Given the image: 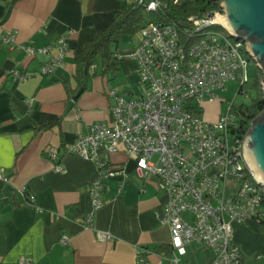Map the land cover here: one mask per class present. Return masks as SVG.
<instances>
[{"label":"crops","instance_id":"crops-1","mask_svg":"<svg viewBox=\"0 0 264 264\" xmlns=\"http://www.w3.org/2000/svg\"><path fill=\"white\" fill-rule=\"evenodd\" d=\"M124 3L0 0V174L6 179L0 180V264H14L21 257L34 264H135L138 249L152 262L166 254L158 250L168 247L169 230L156 218L166 198L155 178L140 179L124 154L112 155L111 165L125 174L121 193L116 181L104 185V203L93 216L92 229H87L86 192L97 169L65 149L92 126L109 122L111 90L126 99L140 93L137 64L130 58L139 38L134 42L119 36L118 71L101 75L99 64L91 66L90 75H95L74 99L80 90L75 55L111 23ZM10 35L14 41L5 44ZM63 36L68 47L64 66L44 77L41 67L48 57L29 58L20 47L42 48ZM55 54L52 50L50 57ZM16 73L25 79L16 80ZM218 103L207 104L214 114L211 122L221 109ZM49 150L56 152L55 159L47 156ZM233 227L234 241L244 254L264 255V231L256 220ZM103 235L110 238L104 240ZM62 236L69 238L68 246L60 242ZM193 252L208 263L210 256L203 247L189 245L181 264H189L187 256Z\"/></svg>","mask_w":264,"mask_h":264},{"label":"built area","instance_id":"built-area-1","mask_svg":"<svg viewBox=\"0 0 264 264\" xmlns=\"http://www.w3.org/2000/svg\"><path fill=\"white\" fill-rule=\"evenodd\" d=\"M170 1L178 2L126 0L145 13H156ZM209 1L218 9L191 16L177 26L150 22L137 33L139 42L130 58L137 64L139 95L126 99L111 90L109 122L92 126L65 147L68 154L92 162L97 169L86 192L90 209L83 225L87 229H92L93 216L104 203V185L116 181L121 193L125 174L111 165L112 155L124 154L140 179L155 178L166 198L156 218L169 230L170 253L152 262L148 253L138 249L135 264H181L189 245L209 253L207 264H242L233 226L264 219V193L241 147L251 122L242 123L244 104L234 105L221 97L228 92V83L235 82V97L249 98L250 57L241 38L231 37L215 18L216 13L223 15L222 0ZM13 41V35L3 40L5 44ZM20 48L29 58L48 57L41 67L44 77L63 68L68 49L65 36L42 48ZM52 50L56 54L50 57ZM14 78L22 81L25 76L16 73ZM216 102L221 103L217 119L205 120L204 106ZM47 156L55 159L56 152L49 150ZM56 171L61 168L57 166ZM0 180L6 179L0 174ZM60 242L70 244L67 236ZM14 264L34 262L21 257Z\"/></svg>","mask_w":264,"mask_h":264},{"label":"trees","instance_id":"trees-1","mask_svg":"<svg viewBox=\"0 0 264 264\" xmlns=\"http://www.w3.org/2000/svg\"><path fill=\"white\" fill-rule=\"evenodd\" d=\"M15 1L17 0H13V2ZM217 9L218 5L211 3L209 0H178L177 3L170 1L166 8L156 13H145L135 4L125 2L115 13L111 23L102 31L96 33L83 51L75 55V81L77 89H85L90 76L95 75H90L89 71L93 65H100L102 69L101 75L108 73L115 74L118 71L120 61L118 58L116 37L127 36L132 38L150 22L174 23L176 26L181 25L180 22L186 21L191 16ZM250 60L248 58L249 62ZM262 79V71L255 67L254 78L252 81H249L247 86V90H252L255 96L249 107L244 106V120L242 121L244 124L253 122L264 112V100L261 87ZM64 84L67 85L66 82ZM70 95L72 96L74 94ZM259 225L264 231V219L259 222ZM158 251H164L166 255L170 253L169 246L160 248Z\"/></svg>","mask_w":264,"mask_h":264},{"label":"water","instance_id":"water-1","mask_svg":"<svg viewBox=\"0 0 264 264\" xmlns=\"http://www.w3.org/2000/svg\"><path fill=\"white\" fill-rule=\"evenodd\" d=\"M222 16L217 21L235 39L244 42V52L263 73L261 87L264 100V0H222ZM83 90L80 89L74 99ZM243 158L264 193V112L250 123L241 142Z\"/></svg>","mask_w":264,"mask_h":264},{"label":"rangeland","instance_id":"rangeland-1","mask_svg":"<svg viewBox=\"0 0 264 264\" xmlns=\"http://www.w3.org/2000/svg\"><path fill=\"white\" fill-rule=\"evenodd\" d=\"M126 2V0H124ZM133 41H137L138 35H135L132 37ZM255 63L250 60L248 68H247V73L249 80L252 81L254 78V73H255ZM229 90L225 94H223L221 97L222 99L226 101H234V105H239V104H244L245 106L249 107L254 99L255 94L253 93L252 90L249 91V98L245 100L242 96L235 97L236 90H237V84L235 82H229L228 83ZM235 97V98H234ZM234 98V99H233ZM219 104V103H218ZM225 104L222 105V108H224ZM220 108V107H219ZM220 112V109L216 112V115H218ZM214 117L213 112L211 108L206 104L204 106V111H203V118L207 121H209V116ZM216 119V118H215ZM260 190L262 188L259 186ZM240 250L241 256H243L245 263L244 264H264V255L259 253L258 251H254L253 254H244V252ZM188 261L189 264H203V258H201L197 253H189L188 254Z\"/></svg>","mask_w":264,"mask_h":264},{"label":"bare ground","instance_id":"bare-ground-1","mask_svg":"<svg viewBox=\"0 0 264 264\" xmlns=\"http://www.w3.org/2000/svg\"><path fill=\"white\" fill-rule=\"evenodd\" d=\"M252 175H254L253 171H251Z\"/></svg>","mask_w":264,"mask_h":264}]
</instances>
